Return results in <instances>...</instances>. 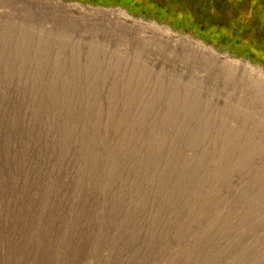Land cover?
Listing matches in <instances>:
<instances>
[{"label": "rangeland", "instance_id": "rangeland-1", "mask_svg": "<svg viewBox=\"0 0 264 264\" xmlns=\"http://www.w3.org/2000/svg\"><path fill=\"white\" fill-rule=\"evenodd\" d=\"M114 1L0 0V264H264V6Z\"/></svg>", "mask_w": 264, "mask_h": 264}, {"label": "bare ground", "instance_id": "bare-ground-1", "mask_svg": "<svg viewBox=\"0 0 264 264\" xmlns=\"http://www.w3.org/2000/svg\"><path fill=\"white\" fill-rule=\"evenodd\" d=\"M214 61H213V63H214ZM215 64L216 63H214V65ZM217 65H218L216 67L217 70L222 71V73L227 75L229 77V79H231L232 81L235 79V77H236V75L238 73L241 72V74H244L248 78H247V82H243V83H245L249 88H251V83H249V81H251V77L249 76V74L246 71H241L240 68L237 65H232V64H225V65L217 64ZM258 78H260V77H258ZM238 80L241 81V82L243 81V79H240L239 77H238ZM246 122H248V119H246Z\"/></svg>", "mask_w": 264, "mask_h": 264}, {"label": "trees", "instance_id": "trees-1", "mask_svg": "<svg viewBox=\"0 0 264 264\" xmlns=\"http://www.w3.org/2000/svg\"><path fill=\"white\" fill-rule=\"evenodd\" d=\"M145 1H147V2H145ZM144 1V4H143V6H145V4H147V5H151V4H148V0H145ZM247 2V9L250 11V14H251V9H252V11L253 10H255V9H258V7L259 6H264V3L263 4H261L260 3V0H246ZM114 2H117V3H119V0H115ZM260 8V7H259Z\"/></svg>", "mask_w": 264, "mask_h": 264}]
</instances>
